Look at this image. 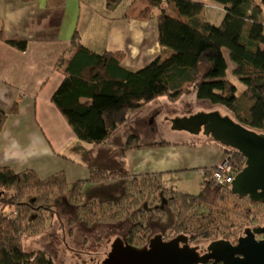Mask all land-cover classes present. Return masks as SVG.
<instances>
[{"label":"trees","instance_id":"16d2710c","mask_svg":"<svg viewBox=\"0 0 264 264\" xmlns=\"http://www.w3.org/2000/svg\"><path fill=\"white\" fill-rule=\"evenodd\" d=\"M117 1L120 0L107 3ZM213 1L225 10L219 25L204 16L201 3L167 0V6L162 8L161 0H147L142 13L147 18H156L161 53L138 69L123 66V53L90 50L80 43L79 34L74 31L70 55L57 64L62 79L51 101L79 140L92 145L105 144L117 128L127 125L130 114L147 103L160 96L176 101L188 91L198 100L225 108L247 128L264 131V0ZM159 6L162 9L154 14L152 9ZM174 10L186 20L173 17ZM9 42L15 46L20 43ZM224 50L234 65L232 73L245 85L240 95L226 77L228 62ZM201 65L206 66L204 71ZM6 118L7 113L0 109V129ZM213 142L223 149L225 156L234 159L237 171L242 169L245 158L239 152ZM167 144L165 140L141 143L138 135L130 134L120 149L124 154L132 149ZM128 177L133 178L131 182L140 178L142 187L149 190L154 188L153 182L157 183L154 190L162 188L158 174L133 176L90 167L88 179L69 182L64 171L41 178L33 169L15 172L1 166L0 264H57L44 251L27 252L22 246L23 235L34 236L43 230L52 209L51 200L66 194L67 204L76 206L77 214L82 209L80 214L85 221L112 223L122 216L124 209L105 208L93 200L79 205L83 187L87 182ZM142 190L140 187L138 192ZM164 193L168 194L165 200L174 211L175 220L164 227L163 234L168 237L184 234L191 240L212 236L225 239L232 227L252 223L258 213L257 205L264 204L239 197L231 191L230 184L210 186L205 179L197 194L169 188H164ZM143 228L147 230L135 223L126 236L128 243L143 246L149 237L141 232Z\"/></svg>","mask_w":264,"mask_h":264},{"label":"crops","instance_id":"0c3cea01","mask_svg":"<svg viewBox=\"0 0 264 264\" xmlns=\"http://www.w3.org/2000/svg\"><path fill=\"white\" fill-rule=\"evenodd\" d=\"M189 1L201 4L211 2ZM107 2L0 0V109L7 113L0 129V167L8 166L15 172L33 169L41 178L64 171L69 182L88 179L90 167L133 176L158 174L162 179L179 173L210 169L225 158L223 149L206 136L165 140L169 142L165 146L137 148L124 154L120 146L129 135L121 136L116 149H120L119 155L124 159H112L116 149L109 147L122 126L111 134L105 144L85 145V141L76 137L51 101L62 79L57 64L70 55V41L75 30L80 43L96 53H123L122 64L128 69L141 68L161 53L156 18H147L142 13L148 5L147 0ZM122 3H140V8L129 12L124 5L121 7L124 9L117 11ZM215 4L219 13H216L214 22L209 21L218 25L225 10L223 6ZM162 8L159 6L152 10H155V14ZM173 17L186 20L177 10H174ZM9 40L20 43L15 46ZM161 97L165 96L157 99ZM157 99L149 103H156ZM145 106L130 114L128 120ZM99 155L110 159H86L87 156ZM199 179L201 189L205 178L202 176ZM111 182L116 180L104 183Z\"/></svg>","mask_w":264,"mask_h":264},{"label":"rangeland","instance_id":"374dc122","mask_svg":"<svg viewBox=\"0 0 264 264\" xmlns=\"http://www.w3.org/2000/svg\"><path fill=\"white\" fill-rule=\"evenodd\" d=\"M214 3L211 0V2L202 4L204 16L211 22H214L216 13H219ZM139 4L122 3L117 11L124 9L121 7L126 5L125 8L129 9V12H135L140 8ZM223 54L228 61L226 77L235 85L237 94L240 95L245 85L232 73L234 65L229 60L227 51L224 50ZM200 69L204 71L206 66L201 65ZM212 110H218L221 114H228L233 119L235 118L225 108L198 100L190 92L183 94L178 101H170L166 97H161L157 99L156 103L147 104L138 114L129 119L127 126L119 128L110 141L109 147L116 149L121 136L135 133L139 135L140 141L184 140L189 137V134L185 131L172 130L169 118L186 115V113ZM165 116L168 118H164ZM83 143L90 145L88 142ZM118 150L120 151L119 148ZM118 150L116 149V154L111 157L112 159H124L120 157ZM86 159H110V157L99 155L96 157L87 156ZM197 176L200 179L204 176L205 180L210 181V186L216 184L211 179L209 169L190 171L187 174L179 173L176 176L163 177L162 179L158 178L159 184L162 186L158 190H154L155 185H157L156 182H153L155 184L154 188L149 190L148 187H142L144 184L140 178L131 182L132 177L118 179L116 182L106 185L104 182L107 181L101 182L104 184L87 182L83 187V197L79 205L93 200L97 205L105 208L122 207V210L124 209L122 216L112 223L85 221L82 214H80L82 209L79 208L80 212L77 214V207L68 205L66 194H64L51 200L52 209L47 214L48 219L43 230L34 236L23 235V249L27 252L40 249L57 264H100L109 251L112 240L117 236H127L135 223L147 227V230L143 228L141 232L149 235V237L157 233L165 236L163 234L164 227L174 222L175 213L167 205L165 198L168 194L164 193V188L197 194L201 190V182L198 181ZM137 183H139V187H137ZM140 187L144 192H138ZM31 198L28 197V200H31ZM257 209L256 219L252 223H243L232 227L226 238L235 239L245 226H256L261 223L264 217V204L257 205ZM140 235L142 234L140 233ZM218 238L222 239L224 237L196 238L191 242L197 241L200 248H203L210 241ZM88 253H94V255Z\"/></svg>","mask_w":264,"mask_h":264},{"label":"water","instance_id":"95a60500","mask_svg":"<svg viewBox=\"0 0 264 264\" xmlns=\"http://www.w3.org/2000/svg\"><path fill=\"white\" fill-rule=\"evenodd\" d=\"M169 122L172 130L194 135L201 132L213 141L239 152L245 158V164L235 174L230 189L239 197H248L254 203L264 202V131L247 128L218 110L175 116L169 118ZM243 233L236 244L227 239L210 241L207 253L201 256L194 248H189L188 237L184 234L163 241L162 235L157 233L143 246L132 245L117 236L100 264H196L209 258L215 260L214 264L218 260H222L223 264H264V222L263 225L245 228ZM256 234L263 237L256 239ZM179 243L183 244L180 248ZM236 254L241 257L234 256Z\"/></svg>","mask_w":264,"mask_h":264},{"label":"built area","instance_id":"2783aa9c","mask_svg":"<svg viewBox=\"0 0 264 264\" xmlns=\"http://www.w3.org/2000/svg\"><path fill=\"white\" fill-rule=\"evenodd\" d=\"M161 7L167 6V0H161ZM236 163L230 155L225 156L223 160L213 165L210 169L211 179L220 185L231 184L237 171Z\"/></svg>","mask_w":264,"mask_h":264},{"label":"flooded vegetation","instance_id":"af4514ba","mask_svg":"<svg viewBox=\"0 0 264 264\" xmlns=\"http://www.w3.org/2000/svg\"><path fill=\"white\" fill-rule=\"evenodd\" d=\"M186 114H189V113H186ZM170 124V123H169ZM189 137H191V138H200V137H205L201 132L199 133V134H196V135H189ZM207 138H210V137H207ZM263 222L264 221H262L261 223H259L258 225H256V226H259V225H263ZM252 227H254V226H250V227H245V228H252ZM244 228V229H245ZM244 229H243V231H242V234H240V235H238L235 239H227V238H225V239H227V240H229L232 244H236L237 243V240H238V238L240 237V236H243L244 235ZM159 234H161V233H159ZM155 235V234H154ZM162 235V234H161ZM120 237H122L125 241H127L126 240V236L125 237H123V236H120ZM263 237V235H260V234H256L255 235V238L256 239H261ZM149 238H151V237H148V239H147V241L145 242V244L144 245H146V244H148V242H149ZM171 238H173V237H168V236H163L162 235V240L163 241H167V240H169V239H171ZM218 239H221V238H218ZM222 239H224V238H222ZM194 240V239H193ZM192 240L188 237V240H187V244H188V246H189V248H194L195 249V252L199 255V256H201V255H203V254H205V253H207V245L209 244H207L205 247H203V248H200V246L197 244V241L196 242H191ZM128 242V241H127ZM182 243H179L178 244V248H180V247H182ZM234 256H239V257H241V255H238V254H236V255H234ZM228 258H230V256H228ZM102 261V260H101ZM228 261V260H227ZM101 263V262H100ZM215 263V260L213 259V258H209V259H207V260H205L204 262H202V263H196V264H214ZM224 262L222 261V260H218L217 262H216V264H223Z\"/></svg>","mask_w":264,"mask_h":264}]
</instances>
